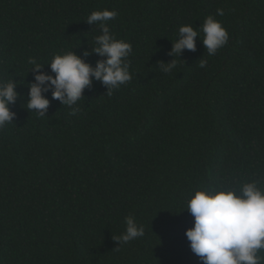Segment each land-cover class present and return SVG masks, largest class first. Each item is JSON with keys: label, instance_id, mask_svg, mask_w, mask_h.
Returning <instances> with one entry per match:
<instances>
[{"label": "trees", "instance_id": "1", "mask_svg": "<svg viewBox=\"0 0 264 264\" xmlns=\"http://www.w3.org/2000/svg\"><path fill=\"white\" fill-rule=\"evenodd\" d=\"M104 9L132 45V79L111 95L93 81L75 115L51 91L45 117L28 111L29 58L91 52L102 33L86 21ZM209 15L228 43L209 56L201 33L196 51L170 55L180 26ZM0 80L20 94L0 129V264H201L190 195L264 189V0H0ZM129 215L144 235L119 245Z\"/></svg>", "mask_w": 264, "mask_h": 264}, {"label": "clouds", "instance_id": "2", "mask_svg": "<svg viewBox=\"0 0 264 264\" xmlns=\"http://www.w3.org/2000/svg\"><path fill=\"white\" fill-rule=\"evenodd\" d=\"M223 10L217 9L216 15L222 16ZM118 13L114 10L93 11L86 23L99 25L101 35L95 37L91 52L83 56L73 50L56 54L49 63L51 73L41 69L46 64L29 58L33 65L34 81L27 85L28 94L25 103L28 111L45 117L50 100L44 93L51 91L52 99L60 101L72 109L71 115L79 111L75 107L83 97L85 88H90L93 81H99L111 95L114 90L132 79L127 57L132 52V45L117 39L109 30L108 21L115 19ZM203 33V39L200 34ZM199 37L207 54L213 56L229 40V33L214 16L205 18L202 25H182L178 38L173 43L170 55L181 56L183 50L196 51V40ZM97 54L99 59L95 66L86 62L84 57ZM206 61L201 60L200 67ZM165 73L176 67L175 60L170 63L160 62ZM54 74V75H53ZM14 80H0V129L12 123L16 113L10 105L20 95L16 91ZM194 218L193 226L185 231L189 246L201 261V264H264V189L253 180L238 187L212 186L199 189L190 195L184 208ZM125 230L115 241L125 244L144 235V227L136 222L134 216L125 217Z\"/></svg>", "mask_w": 264, "mask_h": 264}]
</instances>
